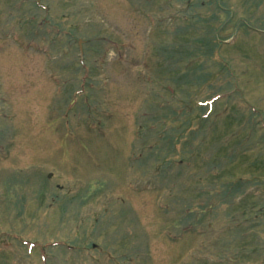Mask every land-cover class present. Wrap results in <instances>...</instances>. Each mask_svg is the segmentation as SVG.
Returning a JSON list of instances; mask_svg holds the SVG:
<instances>
[{"label":"rangeland","instance_id":"1","mask_svg":"<svg viewBox=\"0 0 264 264\" xmlns=\"http://www.w3.org/2000/svg\"><path fill=\"white\" fill-rule=\"evenodd\" d=\"M0 264H264V0H0Z\"/></svg>","mask_w":264,"mask_h":264},{"label":"trees","instance_id":"2","mask_svg":"<svg viewBox=\"0 0 264 264\" xmlns=\"http://www.w3.org/2000/svg\"><path fill=\"white\" fill-rule=\"evenodd\" d=\"M169 59V58H168ZM174 142V141H173Z\"/></svg>","mask_w":264,"mask_h":264}]
</instances>
